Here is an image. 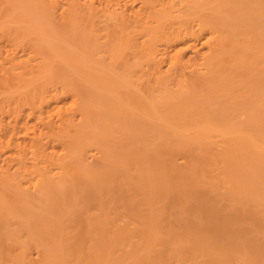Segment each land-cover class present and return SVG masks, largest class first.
Returning <instances> with one entry per match:
<instances>
[{
    "label": "bare ground",
    "instance_id": "1",
    "mask_svg": "<svg viewBox=\"0 0 264 264\" xmlns=\"http://www.w3.org/2000/svg\"><path fill=\"white\" fill-rule=\"evenodd\" d=\"M247 148L264 0H0V264H264Z\"/></svg>",
    "mask_w": 264,
    "mask_h": 264
},
{
    "label": "rangeland",
    "instance_id": "2",
    "mask_svg": "<svg viewBox=\"0 0 264 264\" xmlns=\"http://www.w3.org/2000/svg\"><path fill=\"white\" fill-rule=\"evenodd\" d=\"M251 49H253V48H251ZM255 49H256V47H255ZM255 49H253V50H255ZM253 50H250L249 52H251V51H253ZM257 50V49H256ZM255 50V51H256ZM255 51H253V52H255ZM188 54L192 57V58H196L197 56L195 55V53L194 52H191V50L187 53V56H188ZM194 54V55H193ZM250 54V53H249ZM255 54V53H254ZM238 55V54H237ZM190 56H188V57H190ZM235 58H236V56H235ZM258 66V67H257ZM255 67V68H254ZM254 67L252 66V70L251 69H249L248 70V75H249V79H248V77L246 78L245 76H244V78H246V79H244V80H246V81H248V84H250L251 86H253V87H257L260 83H261V81H260V78H261V74H260V68H259V64H255L254 65ZM253 68H254V70H253ZM254 71V72H253ZM256 71V72H255ZM251 72H252V75H251ZM258 72H259V74H258ZM242 75H245V73L244 72H242L241 73ZM247 74V73H246ZM258 74V75H257ZM65 76V75H64ZM247 76V75H246ZM67 77V76H66ZM257 77V78H256ZM254 78H256V79H254ZM239 78H237V80H238ZM253 79V81H251ZM258 79H259V81H258ZM250 80V81H249ZM241 82H244L243 81V79L242 80H240ZM256 81V82H255ZM237 83V82H236ZM252 83V84H251ZM238 84V83H237ZM242 84V83H241ZM248 84H247V86H248ZM249 88H253V87H250V86H248ZM251 93V92H250ZM237 108L238 109H241V108H243L244 107V105H245V107H249V103H248V96H245V93H241V94H238L237 93ZM240 95H242V96H240ZM246 95H247V93H246ZM246 97V98H245ZM243 98V99H242ZM246 100V101H245ZM239 101H241V102H239ZM244 104H243V103ZM246 102V103H245ZM251 102V101H250ZM247 105V106H246ZM243 110H245V108L243 109ZM237 113H240V112H237ZM244 114H241V116H243ZM245 116L246 115H244L243 116V118H241L240 116H237L236 115V117H235V119H234V122L236 123L237 122V124H241V123H243V122H245ZM248 116V115H247ZM236 120V121H235ZM244 120V121H243ZM252 155V156H251ZM245 157H243L241 160L242 161H240L241 162V164H240V168L242 169V170H239L238 171V174H239V176H241V178H243V180L245 181V182H248L249 184H250V189H249V191L250 190H253V188L251 189V185L254 187V185H255V187H254V190H255V192L258 194L259 192V196H264V180H262V179H264V149H262V150H260V149H254V148H247L246 149V152H245V155H244ZM248 157V158H247ZM250 158V159H249ZM244 159H245V161H244ZM88 161H89V163H91V164H95V162H96V164L98 163V160L97 159H92V157L91 156H88V159H87ZM180 160V161H179ZM178 162H180L179 164L181 165L182 163H183V165L185 166V165H188V160L187 159H185V158H178V160H177ZM252 161V162H251ZM186 163V164H185ZM245 164V165H244ZM182 165V166H183ZM247 165V166H246ZM248 165H249V167H251V168H249L248 167ZM263 165V166H262ZM245 168V169H244ZM243 169H244V171H243ZM243 171V172H242ZM248 171H250L249 173H248ZM262 171H263V173H262ZM243 173V174H242ZM261 173H262V176H260L261 175ZM236 175H237V172H236ZM243 175V176H242ZM244 175H245V177H244ZM254 175V176H253ZM260 178H259V177ZM90 177V176H89ZM247 177V178H246ZM254 177H256V178H254ZM263 177V178H262ZM84 178L86 179L87 178V175H86V177L84 176ZM87 180H89V178H87ZM251 180V181H250ZM258 180V181H257ZM261 180V181H260ZM261 182V183H260ZM258 186V187H257ZM258 188V189H257ZM259 190V191H258ZM258 191V192H257ZM262 191V192H261ZM75 192H77V190L75 191ZM123 223V222H122ZM121 223V224H122ZM5 262V261H4ZM3 262V264H7L8 263V261L7 262H5L4 263Z\"/></svg>",
    "mask_w": 264,
    "mask_h": 264
}]
</instances>
